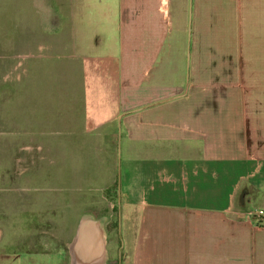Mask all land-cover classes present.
I'll return each mask as SVG.
<instances>
[{
    "label": "crops",
    "instance_id": "0c3cea01",
    "mask_svg": "<svg viewBox=\"0 0 264 264\" xmlns=\"http://www.w3.org/2000/svg\"><path fill=\"white\" fill-rule=\"evenodd\" d=\"M33 1L60 22L62 3ZM83 4L67 0L69 29L52 38L102 74L101 96H77L67 112L87 120L83 134L118 136V179L106 146L103 182L75 199H106L117 183L131 264H264V0H115L113 41L96 30V49L75 18ZM120 137L139 154L123 170Z\"/></svg>",
    "mask_w": 264,
    "mask_h": 264
},
{
    "label": "rangeland",
    "instance_id": "374dc122",
    "mask_svg": "<svg viewBox=\"0 0 264 264\" xmlns=\"http://www.w3.org/2000/svg\"><path fill=\"white\" fill-rule=\"evenodd\" d=\"M47 1L46 8L52 0ZM55 1L62 3L60 22L56 16L51 18L49 9L42 20L41 8L33 0H0V264H70L68 245L82 208L108 215L107 264L123 260L131 264V233L127 247L121 246L117 183L106 199L97 192L89 201L75 199L80 187L103 182L99 157L107 153L106 146L113 156L112 180L118 179V136L107 140L97 129L83 134L87 120L68 116L73 114L67 112L71 100L101 96L104 81L83 55L68 57L63 52L66 45H58L52 38L65 34L70 25L67 0ZM113 2L84 0L77 9L75 18L84 17L86 48L94 46L96 30L106 34L108 43L113 41L114 30L109 27ZM107 46L104 48L109 50ZM117 74V70L109 71L112 81ZM138 155L120 137L118 163L122 170L128 159L134 161ZM95 175H99L97 180ZM130 208L135 214L136 205ZM261 215L252 213L250 217Z\"/></svg>",
    "mask_w": 264,
    "mask_h": 264
},
{
    "label": "water",
    "instance_id": "95a60500",
    "mask_svg": "<svg viewBox=\"0 0 264 264\" xmlns=\"http://www.w3.org/2000/svg\"><path fill=\"white\" fill-rule=\"evenodd\" d=\"M107 219L108 216L96 218L89 214L80 217L75 235L68 245L70 264H107Z\"/></svg>",
    "mask_w": 264,
    "mask_h": 264
},
{
    "label": "built area",
    "instance_id": "2783aa9c",
    "mask_svg": "<svg viewBox=\"0 0 264 264\" xmlns=\"http://www.w3.org/2000/svg\"><path fill=\"white\" fill-rule=\"evenodd\" d=\"M255 213H257L258 215H261L262 214V211L259 210V211L255 212Z\"/></svg>",
    "mask_w": 264,
    "mask_h": 264
}]
</instances>
